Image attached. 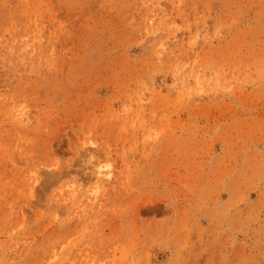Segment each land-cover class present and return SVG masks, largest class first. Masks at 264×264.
<instances>
[{"label":"rangeland","instance_id":"obj_1","mask_svg":"<svg viewBox=\"0 0 264 264\" xmlns=\"http://www.w3.org/2000/svg\"><path fill=\"white\" fill-rule=\"evenodd\" d=\"M0 264H264V0H0Z\"/></svg>","mask_w":264,"mask_h":264}]
</instances>
